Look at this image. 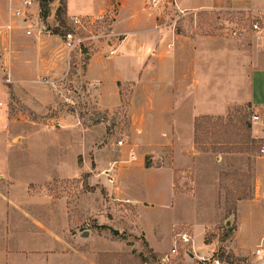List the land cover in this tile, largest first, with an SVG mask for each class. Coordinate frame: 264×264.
<instances>
[{
  "label": "rangeland",
  "instance_id": "1",
  "mask_svg": "<svg viewBox=\"0 0 264 264\" xmlns=\"http://www.w3.org/2000/svg\"><path fill=\"white\" fill-rule=\"evenodd\" d=\"M148 2L121 0L95 17L84 16L93 24L73 33L74 41H85L71 53L70 65L62 43L67 29L53 16L61 0H54L44 12L49 33L39 40L15 35L0 42V247L15 250L21 243V251L26 253L33 249L29 244L46 243L57 236L63 245L57 250L66 255L72 252L67 248L72 236L100 231L108 239L120 241L123 250L98 253V264H144L148 259L146 242L159 250L170 249L173 240L174 245L179 242V234H186L191 243H179L178 247L193 252V222L205 218L209 221L206 229L201 228L203 241H217V249L225 255L229 254L223 245L244 242L252 248L248 262L230 255L244 260L243 264L264 262L256 255L258 249L264 250V141L258 140L261 143L252 161L249 154L241 152L254 139L251 117L261 112L244 104L233 106L225 117H210L212 122L201 123L198 149L193 135L195 149L189 153L195 163L191 167L174 169L171 174L157 170L147 177L141 174L150 173L147 170L153 167H173L171 146L152 144L147 138L149 130H167L170 116L156 122L150 116L147 121L139 115L133 117L130 102L137 83L118 84V94L115 85L106 82L99 93L86 76L93 57L101 59L105 75L112 72L115 56L109 51L117 48L116 56L119 54L130 29L146 34L153 27H164L167 32L160 36L161 41L173 31L190 38L220 36L250 41L255 14L231 3L221 9L182 12L176 6L161 11ZM9 18V0H0V26ZM34 92L54 96L50 104L43 105ZM115 98L120 101L117 106ZM145 101V94H140L137 107ZM179 102L174 123L182 144L176 155L178 164H185L191 104ZM61 128L67 130L58 132ZM130 164L141 174L132 172L123 181L129 194L145 200L142 209L120 200L119 170ZM77 169L82 172L75 178L57 177L61 171ZM222 172L233 174L224 184L220 182ZM171 179L173 190L196 198L175 200ZM17 184L21 186L15 190ZM242 195L248 198L239 201L233 214L231 204ZM14 196L20 201L12 200ZM111 229L119 235L114 236ZM149 263L154 261L149 259Z\"/></svg>",
  "mask_w": 264,
  "mask_h": 264
},
{
  "label": "crops",
  "instance_id": "2",
  "mask_svg": "<svg viewBox=\"0 0 264 264\" xmlns=\"http://www.w3.org/2000/svg\"><path fill=\"white\" fill-rule=\"evenodd\" d=\"M113 2L118 4L121 0H91L90 2L66 0V14L69 18L75 16L95 17L98 13L107 11ZM230 3L241 5L242 10L249 12V14L264 11V0H176V7L182 12H187L212 7L221 9L223 5ZM119 8L121 9V7ZM119 27L122 28L118 24L117 29L120 32ZM150 31V33L144 34L137 29H130L129 37L119 48V54L112 59L114 62L112 72L110 71L105 75L106 69L102 67L101 59L93 57L90 59L86 74L89 78L88 83L98 86L96 91L99 93L104 90L106 82L115 85L116 93L119 90L118 84L137 83L134 86L135 90L130 102L133 117L139 115L141 120L147 121L150 116V120L156 122L161 121V119L164 121L165 115L170 116L167 130H160L156 133L149 130L147 138L152 144L159 143L162 146H171L173 167H153L147 170L150 172L148 174H141L133 164L124 170H119L117 185L120 200L138 205L140 209L144 208L143 202L145 200L129 194L128 187L123 180L135 171L141 175L152 177L157 170L159 174L165 172L171 174L174 169L191 167L195 161L194 155L189 152L195 149L193 135L194 121L197 117H225L233 106L248 104L258 114L261 112L259 114L260 120L253 125L252 137L264 141V38L259 39L255 34L252 35L250 41L220 36L190 38L173 31L169 32L170 36H166L161 41L160 36L164 37V33L167 32L166 28L164 30V27H153ZM171 42L172 45L169 44ZM142 93L145 94L146 101L138 108V96ZM34 96L41 104L47 105L51 103L54 95L34 92ZM179 99H182L184 103L191 104L190 131L187 135V147L183 152L187 156L185 164H178L176 155L178 145L182 144L179 141L182 136L174 123L175 114L180 106ZM115 100L117 106L120 101L117 98ZM106 106L104 104V107ZM66 125H69V121L66 122ZM65 130L67 128H61L58 132ZM76 154L79 155L80 153ZM81 172L80 169L69 173L61 171L57 177L60 179L75 178ZM105 180L103 177L104 183ZM172 181L171 179L170 188L175 200L188 197L189 199L196 198L197 195L173 190ZM19 182L17 181V183ZM19 186L21 185L17 184L15 190ZM12 200L20 201L19 196H14ZM208 221L205 218H200L193 222L192 227L195 233L193 252L186 255L185 251L183 252V249L179 248V256L168 264H214V260H219L217 257L220 250L217 249L219 243L217 241L207 243L205 240L203 241L201 236V228L206 229L205 226H207ZM196 236H198L197 240L195 239ZM108 238V235L100 231H95V234L86 232L81 236L76 234L71 237V246L70 244L67 245L68 250L72 252H67L66 255L57 250L58 247L62 248L63 246L57 236L50 238L46 243L29 244L28 246L33 249L26 253L21 251L23 247L21 243L15 250L3 246L0 247V264H98L96 258L98 253L123 250V244L120 241ZM234 243L223 245L227 254L231 253L248 262L249 251L252 248L244 242ZM79 244L80 247L88 246L87 251L85 249L79 250ZM48 245L50 248H47ZM149 246L154 253L161 257L171 251L174 247V240L170 249L159 250L150 242ZM220 263L225 264L223 261Z\"/></svg>",
  "mask_w": 264,
  "mask_h": 264
},
{
  "label": "built area",
  "instance_id": "3",
  "mask_svg": "<svg viewBox=\"0 0 264 264\" xmlns=\"http://www.w3.org/2000/svg\"><path fill=\"white\" fill-rule=\"evenodd\" d=\"M47 2L48 7H52L53 3L49 0H9L10 21L5 25L0 26V42L3 40H11L17 34H21L25 38H36L39 40L44 33H49L46 28V21L44 18V6ZM148 4L156 9H160L161 11H166L167 9L176 6V0H149ZM54 15H56L55 11L53 16ZM68 21L72 29L62 37V43L67 52L68 65H70L69 60L71 53L75 50L77 45H80L85 41L84 39L74 41L73 33H75L76 30L79 31L85 29V25L88 23L93 24V21L84 16L70 17ZM252 32L259 39L264 38V11H259L257 14L253 15ZM117 52V48H112L109 51V54L110 56H116ZM259 120V115H252L251 121L253 124ZM262 153L264 154V148L262 149ZM178 237L179 242L175 243L170 252L163 254L157 261V264H168L173 259L178 257L179 243L184 245L191 243V238L186 234H179ZM185 254L189 255V252L185 250ZM256 255L258 258L263 259L264 250L258 249L256 251ZM214 264L221 263L218 259H216L214 260Z\"/></svg>",
  "mask_w": 264,
  "mask_h": 264
},
{
  "label": "trees",
  "instance_id": "4",
  "mask_svg": "<svg viewBox=\"0 0 264 264\" xmlns=\"http://www.w3.org/2000/svg\"><path fill=\"white\" fill-rule=\"evenodd\" d=\"M49 1L53 2L54 0H49ZM44 7H45V11H46V9L49 8L48 7V2L45 3ZM56 16H57L56 17L57 21H59L61 23V25H63L67 29L66 33L71 31L72 28L69 25V21H68L67 14H66V0H61V5L56 11ZM203 122L210 123V122H212V119L210 117H208V116L197 117L195 119L194 145H195L196 149H198L199 144H200L199 132L201 130V123H203ZM248 128L251 129V125H248ZM249 142H251L252 145H250ZM259 143H261V142L258 141V140H255V139H251L250 141H248V144H246L244 146V148L241 150V152L249 154V156H250L249 159H250V161H252L254 154L256 153L257 149H259V146H258ZM146 167L147 168L149 167L148 162L146 163ZM232 176H233L232 173L229 174V173H226V172H222L220 174V182H221V184L226 183L228 178L232 177ZM247 198H248V196L242 195V197H238V198L233 200V202L231 204V210H232L233 214H236V212L238 210V205L237 204L239 203V201H241L243 199H247ZM145 247H146V252L148 254V259L145 261V263L151 264V263H149V259H152L154 261L153 264H156L155 262L159 260L160 256L153 252V250L149 246V243L146 242ZM220 252H222L221 249L219 250L217 257L220 256L222 259L224 258L225 264H243V262H244V260L243 261L238 260V259H236L234 256H232L230 254L229 255H225L224 253H220Z\"/></svg>",
  "mask_w": 264,
  "mask_h": 264
},
{
  "label": "water",
  "instance_id": "5",
  "mask_svg": "<svg viewBox=\"0 0 264 264\" xmlns=\"http://www.w3.org/2000/svg\"><path fill=\"white\" fill-rule=\"evenodd\" d=\"M111 231L113 232L114 235H119V231L118 230H114V229H111Z\"/></svg>",
  "mask_w": 264,
  "mask_h": 264
}]
</instances>
